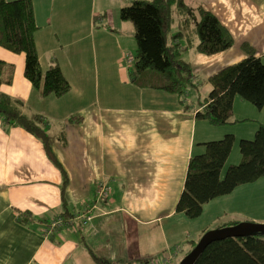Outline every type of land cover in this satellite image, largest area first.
Returning a JSON list of instances; mask_svg holds the SVG:
<instances>
[{
    "label": "crops",
    "instance_id": "obj_1",
    "mask_svg": "<svg viewBox=\"0 0 264 264\" xmlns=\"http://www.w3.org/2000/svg\"><path fill=\"white\" fill-rule=\"evenodd\" d=\"M32 1L42 71L58 62L71 90L62 97H44L25 77V54L0 46V94L19 100L25 115L45 119L53 152L65 172L50 159L38 137L0 116V264H97L94 256L111 264H162L165 258L168 264H179L196 242L191 230L180 228L189 218L176 211L191 156L204 151L202 143L234 134L226 170L241 160L240 153L232 160L240 141L253 139L264 123L263 108L252 127L238 129L240 121L253 116L238 112L236 102L255 114L240 97L235 99L230 123L214 127L196 119L200 101L212 90L210 78L245 58V44L264 62V0H185L214 12L230 30L234 45L204 55L197 51L196 32L191 38L182 27L175 33L171 29L170 44L197 73L196 86L182 96L137 87L123 71L130 48L126 39L133 37L135 26L118 18L120 9L133 0H113L110 5L109 0ZM90 52L93 66L101 64V57L110 58L126 87L112 86L108 64L103 81L97 82L99 75L94 70L92 75L91 60L86 58ZM97 84L102 94L107 93L103 105L96 98ZM128 93L132 100L121 99ZM69 96L74 102L67 105ZM255 183L213 199L205 205L206 212L214 209L228 216L231 204L248 200L247 193L257 190ZM103 186L108 193L101 199L98 192ZM24 211L33 220L20 222ZM85 211L92 214L89 226L68 228L53 238L44 234L45 224L54 217L67 213L70 218ZM200 220L199 230L201 222L206 226L202 231L210 230L211 222ZM177 231L181 236L174 238Z\"/></svg>",
    "mask_w": 264,
    "mask_h": 264
},
{
    "label": "trees",
    "instance_id": "obj_2",
    "mask_svg": "<svg viewBox=\"0 0 264 264\" xmlns=\"http://www.w3.org/2000/svg\"><path fill=\"white\" fill-rule=\"evenodd\" d=\"M176 13L181 17L180 27L184 32L195 24L193 30L199 38V53L212 56L233 47L234 38L230 30L214 12L204 6L193 7L185 0H133L120 9V18L135 26L137 50L135 58L130 56L128 63L134 60L129 70L131 82L137 87L182 96L188 88L196 86L194 81L197 73L181 57L177 46L169 42ZM38 29L32 0H0V46L13 53L25 54V77L44 97L65 96L70 92L71 84L61 65L54 62L45 73L42 71L36 43ZM243 49L246 51L245 58L222 68L210 78L212 90L200 101L197 120L208 121L214 126L230 123L238 96L259 110L264 108L263 58L248 45H244ZM2 67L3 62L0 61V85ZM181 103L185 108L188 107L184 100ZM22 107L19 100L0 94V116L3 121L21 126L38 137L50 159L64 173L53 152V138L45 119L39 115H25ZM235 140L234 134H227L221 139L202 143L204 151L191 156L185 188L177 203L178 213L189 219L199 218L203 207L213 199L229 195L238 187L255 183L264 177V123L259 124L253 139L244 138L240 141V162L225 170ZM22 214L25 218L21 217ZM22 214L19 216L20 222L33 220L29 211ZM62 216L70 215L65 213ZM48 222H45V227ZM238 223L240 221H232L225 227ZM195 246L193 244V248ZM94 258L97 264H111L105 258ZM195 264H264V234L254 233L244 238L214 242Z\"/></svg>",
    "mask_w": 264,
    "mask_h": 264
},
{
    "label": "rangeland",
    "instance_id": "obj_3",
    "mask_svg": "<svg viewBox=\"0 0 264 264\" xmlns=\"http://www.w3.org/2000/svg\"><path fill=\"white\" fill-rule=\"evenodd\" d=\"M112 1L113 0H109V2H108L109 5L112 4ZM175 18H176V21H175V24L172 27V33H175L177 30H179V28L181 29V27H180L181 17L179 16L178 13H176ZM118 21H121L120 20V14H119ZM194 27H195V24H193L186 31V34H188L191 38H194V30H193ZM125 33H127V31ZM126 42H127L128 46L130 48H128L127 56H126V58H124V61L122 63V69H123V71H125L128 74V76H130L129 67L134 65V60L132 61V63H128V61H129L130 56H132L131 58H133V59L135 58L136 50H137L135 34L133 35L132 38H127L126 39ZM183 43H184V41H183ZM245 45H247V44H245ZM60 53H61L60 55L63 58H67L68 57V55L65 52L60 51ZM233 54H234V52H233ZM86 58H90V60H91V71H92V75H93V70L97 72V73H95V75H99V79L96 80L97 82L103 81V78H104V70L106 69L105 68V65L108 64V66L110 68V71H112L113 77H114V81L112 82V86H118L121 89L126 87V85L124 84V82L122 80H118V77L120 76V72L117 70V68L112 63H109L110 58H108L106 61H103V59L101 57V59H100V63L101 64L94 65V66H93V53H91V52L88 53L87 56H86ZM93 87H94V85H93ZM97 88H98V94H97V97L96 98L97 99H100L101 100L100 101V105H103V104H105L104 103L103 96L106 97L107 93L106 94H102V86H101V84H97L96 85V89ZM120 97L123 100L124 99L127 100L128 98H130V99L132 98L133 99L134 96L131 93H128V94H125V95L121 94ZM156 97L157 96H155V97H145V101L146 102L152 101ZM238 98H239V96H238ZM134 101H136V98H135ZM241 101H243V100H241ZM73 102H74V100H73V97L72 96H69V97H67L65 99V103L67 105H69V104H71ZM78 102L82 103L81 100L78 101ZM246 104L248 105V107H250V109H252V111H254L255 114L250 113L249 112V109H245L244 108L245 106H243L242 104H239L238 102H236L235 106H236V110L238 112H240L241 114H243V112H245V114H247L248 116H253L250 119H246L245 121H240L238 123V125H239L238 129H240V130L241 129H248L249 127H252L253 124L257 121L256 116L262 115V113H263V112H261L262 110H259L258 108H256L251 103L246 102ZM211 126H214V125H211ZM243 133H246V130H244ZM239 153H240L239 152V148L237 146V150L233 154L232 160H235L236 157H238ZM254 185L257 187V190L256 191L255 190L249 191L247 193L248 194V198H249L248 200L246 198H243L241 200L238 198V200H240L239 202H236L234 204V206L232 204L229 206L230 211L228 213V216L222 215L220 213V211H216L214 209H211V210H209V211L206 212V207L207 206L206 207L204 206L203 208L205 209V211H204L203 215L201 216V218H198L196 220H189V219L185 218V219H187V222L184 223V224H182V225H180V228H182V230L184 232H186V229L191 230L192 237L194 238L193 241H196L193 244H197V242H199L201 240V238L203 237V235L206 233L205 231H202L203 228L206 227L203 222L200 223L199 226L202 227V228L199 230L198 223H199V221H201L200 219H202V221H208V222L210 221L211 222V226L209 227L210 230L222 228V227L225 226V224L229 223L232 220H240V223L241 222H247L248 221V222H252V223H257V224L264 225V180H262L260 182L258 181ZM60 216H62V215H60ZM72 217H70V218H72ZM183 217H185V216H183ZM62 218L67 219L68 217L62 216ZM219 218H221L220 223H218ZM54 219H55V217L52 220H54ZM210 230H208V231H210ZM60 232L61 231L59 230L57 232V234L59 235ZM199 232H201V233H199ZM180 236H181L180 233L177 231L176 234H175V236H174V238L180 237ZM193 244L188 246V249L182 255L183 258L186 256V254L188 252H191L192 251ZM183 258H182V260H183Z\"/></svg>",
    "mask_w": 264,
    "mask_h": 264
},
{
    "label": "water",
    "instance_id": "obj_4",
    "mask_svg": "<svg viewBox=\"0 0 264 264\" xmlns=\"http://www.w3.org/2000/svg\"><path fill=\"white\" fill-rule=\"evenodd\" d=\"M254 233L264 234V225L247 221L233 226L210 230L203 235L201 240L192 251L183 258L180 264H195L206 248L214 242L226 240L228 238H244Z\"/></svg>",
    "mask_w": 264,
    "mask_h": 264
},
{
    "label": "built area",
    "instance_id": "obj_5",
    "mask_svg": "<svg viewBox=\"0 0 264 264\" xmlns=\"http://www.w3.org/2000/svg\"><path fill=\"white\" fill-rule=\"evenodd\" d=\"M108 190L106 188L101 187L99 189L98 195L101 199H104V197H107ZM92 221V214L90 211H85V213H80L76 216H73L72 218L64 219L62 216H56L54 220H51L48 225L44 229V234L47 237H55L57 232L60 230H65L66 228H75L78 227H87L90 225ZM162 264H168V259H164L162 261Z\"/></svg>",
    "mask_w": 264,
    "mask_h": 264
}]
</instances>
